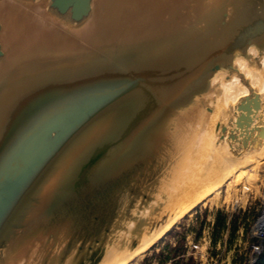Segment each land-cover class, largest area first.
Segmentation results:
<instances>
[{"label": "water", "instance_id": "1", "mask_svg": "<svg viewBox=\"0 0 264 264\" xmlns=\"http://www.w3.org/2000/svg\"><path fill=\"white\" fill-rule=\"evenodd\" d=\"M263 57L264 0H0V264H84L142 170L196 127L178 178L193 180L219 75L249 93L216 123L215 145L235 160L260 149L264 95L238 62ZM141 225L123 256L143 243Z\"/></svg>", "mask_w": 264, "mask_h": 264}, {"label": "rangeland", "instance_id": "2", "mask_svg": "<svg viewBox=\"0 0 264 264\" xmlns=\"http://www.w3.org/2000/svg\"><path fill=\"white\" fill-rule=\"evenodd\" d=\"M198 135L196 127L185 129L159 157L156 172L147 168L142 170L138 179L139 195L132 201L122 219L112 225L113 232L105 243L97 247L96 252L89 255L84 264H110L121 258L129 250V245H126L128 243L120 244L121 239L128 236L126 232L135 229V224L142 223L140 232L133 236L134 239L144 241L194 199L197 190L203 185H199L200 188L190 180L185 184L184 181L188 179L179 184L181 179L178 178L190 166ZM189 184L194 186L187 187ZM193 188L195 189L192 190ZM144 195L148 198L144 199ZM263 212L264 158L256 170L243 174L240 179L224 187L218 196H213L195 208L150 251L131 264H158L162 258L161 253L167 256L169 250L183 238L186 247L184 264H254L257 257L264 253V233L255 232L254 226ZM219 219L222 220L221 225L218 224ZM64 242L65 239L63 243L49 248V253L46 250L38 255L35 262H40L44 257L46 260L57 257ZM76 245L75 243L71 248ZM164 264L175 262L168 261Z\"/></svg>", "mask_w": 264, "mask_h": 264}, {"label": "bare ground", "instance_id": "3", "mask_svg": "<svg viewBox=\"0 0 264 264\" xmlns=\"http://www.w3.org/2000/svg\"><path fill=\"white\" fill-rule=\"evenodd\" d=\"M254 53V52H253ZM239 69L250 80L252 87L260 94L264 95V57L260 62V67L253 66L246 61L238 62ZM224 75H219L215 82L221 83L220 94L214 104V112L205 121V129L199 138L197 157L192 164V175L190 182L200 185L194 199L179 210L169 220L165 221L159 229L151 236L147 237L143 243L126 256L111 262V264H131L137 258L146 254L168 231L174 228L179 221L191 214L199 205L215 195H219L221 190L227 185L240 179L243 174H248L256 170L264 155V142L260 149L247 153L241 160L232 159L227 153L224 144L215 145L216 137L213 134L218 121H227L229 109L237 101L249 93L248 88L238 77H234L230 82L223 81ZM187 185L191 187L194 185ZM196 186V187H198ZM198 187V188H199ZM193 188L192 190H194ZM190 190V189H189ZM255 232L264 233V218L255 225ZM257 235V234H256Z\"/></svg>", "mask_w": 264, "mask_h": 264}, {"label": "trees", "instance_id": "4", "mask_svg": "<svg viewBox=\"0 0 264 264\" xmlns=\"http://www.w3.org/2000/svg\"><path fill=\"white\" fill-rule=\"evenodd\" d=\"M218 222H219L218 224L221 225L222 220L219 219ZM183 241L184 238L181 241L177 242L176 246L169 250L167 256H165L164 253H161L163 259L160 258L158 264H164L167 263L168 261H174L175 264H184L186 247ZM149 264H153V263H149ZM254 264H264V253L257 257V260L255 261Z\"/></svg>", "mask_w": 264, "mask_h": 264}, {"label": "built area", "instance_id": "5", "mask_svg": "<svg viewBox=\"0 0 264 264\" xmlns=\"http://www.w3.org/2000/svg\"><path fill=\"white\" fill-rule=\"evenodd\" d=\"M262 217H264V212H263V214H262ZM262 217H261V218H262ZM261 218H258L257 222H258ZM255 224H256V223H255ZM254 226H255V225H254ZM256 237H257V236H256ZM257 238H258V237H257ZM259 239H260V238H259ZM256 260H257V259H256ZM256 260H255V261H256Z\"/></svg>", "mask_w": 264, "mask_h": 264}]
</instances>
